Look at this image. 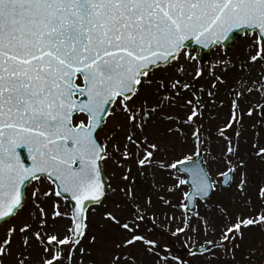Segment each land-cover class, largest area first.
I'll list each match as a JSON object with an SVG mask.
<instances>
[{
    "label": "snow or ice",
    "instance_id": "obj_1",
    "mask_svg": "<svg viewBox=\"0 0 264 264\" xmlns=\"http://www.w3.org/2000/svg\"><path fill=\"white\" fill-rule=\"evenodd\" d=\"M237 35L244 59L202 63ZM257 129L264 0H0V264H84L100 207L109 264H262L244 244L264 232Z\"/></svg>",
    "mask_w": 264,
    "mask_h": 264
},
{
    "label": "rangeland",
    "instance_id": "obj_2",
    "mask_svg": "<svg viewBox=\"0 0 264 264\" xmlns=\"http://www.w3.org/2000/svg\"><path fill=\"white\" fill-rule=\"evenodd\" d=\"M250 40L248 37L243 36L241 37L233 46V48L229 52H225L222 47H215L208 59L207 62L203 63L205 65L208 64L210 61H214L215 59L219 57H225V58H232L233 60H240L244 59L247 56V45L249 44ZM191 67H194L192 65ZM226 91V86L221 85L220 92L223 95ZM247 107V106H245ZM224 112H227V108L223 110ZM257 117L253 116L252 118L245 117V127L246 132L245 136L247 137V142L245 143L244 140L241 141V151L247 152L251 151V145L253 140L255 139V131L252 129L251 125L256 122ZM210 127L212 128L213 132L215 131V125L211 124ZM257 131L261 132V143H264V129H257ZM249 174L251 177H253L255 180L260 181L264 179V161H260L256 158H252L249 162ZM109 173L112 171L116 172L117 178L119 177L121 173V169H115L111 165L108 167ZM135 172V168H134ZM213 175L215 173L213 172ZM163 182H167L166 177L160 178ZM141 184L144 185V191L146 193L151 192V189L147 187V183L143 180L140 181ZM112 187H117L116 183H113ZM234 187V186H233ZM258 187V185H257ZM187 190V189H185ZM229 190H225L223 192H217L213 194L211 200H209L210 204H215L217 200L223 201L224 203H228L230 200L229 196ZM253 197H255L254 190L251 192ZM177 196H179V193H176ZM121 197L116 194L110 193L109 199L105 201V204L107 205V210H111L113 208V201H119ZM153 200L156 205V208L159 209L160 204L159 201L156 200L155 195H153ZM106 209L104 207H100L97 211V213L92 218V225L90 228V235L95 234L97 236V241L95 244H90L89 247L91 248L92 252L91 255L85 254L84 257V264H109V258L112 254V252L116 251L114 244L112 243L113 240H116L119 238L118 235V229L112 225L110 227H100V224L107 225V221H103L101 219V213H103ZM201 212H206V209L203 206V203H201ZM127 214V209H124L121 211L120 215L123 217ZM2 231V230H0ZM164 243L165 241H161ZM87 244L88 241H85ZM244 244L246 247L254 246L257 248H261V252L258 254V259L262 261V264H264V232H261L259 229H252L245 233V241ZM175 250V246H174ZM38 250H34V255ZM79 254H77L78 256ZM244 253L238 252L237 259L241 260ZM145 259H148L147 256L144 257ZM8 264H11L9 261ZM194 264H204L203 260L197 258L194 261ZM214 264H220L219 261L214 262ZM227 264H236V262L228 261ZM244 264H248V262H244Z\"/></svg>",
    "mask_w": 264,
    "mask_h": 264
},
{
    "label": "water",
    "instance_id": "obj_3",
    "mask_svg": "<svg viewBox=\"0 0 264 264\" xmlns=\"http://www.w3.org/2000/svg\"><path fill=\"white\" fill-rule=\"evenodd\" d=\"M241 35H237L232 41H226L224 42L223 44V48L226 50V51H229L230 48L232 47V45L235 43V41L238 39V37H240ZM211 50L209 49H203L202 50V55H203V60L202 61H205L209 55Z\"/></svg>",
    "mask_w": 264,
    "mask_h": 264
}]
</instances>
